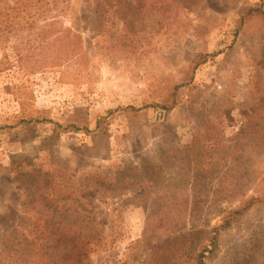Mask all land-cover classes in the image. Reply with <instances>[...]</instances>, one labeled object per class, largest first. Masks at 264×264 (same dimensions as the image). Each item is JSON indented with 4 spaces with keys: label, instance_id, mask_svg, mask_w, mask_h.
<instances>
[{
    "label": "rangeland",
    "instance_id": "374dc122",
    "mask_svg": "<svg viewBox=\"0 0 264 264\" xmlns=\"http://www.w3.org/2000/svg\"><path fill=\"white\" fill-rule=\"evenodd\" d=\"M200 259L264 264V0H0V264Z\"/></svg>",
    "mask_w": 264,
    "mask_h": 264
},
{
    "label": "trees",
    "instance_id": "16d2710c",
    "mask_svg": "<svg viewBox=\"0 0 264 264\" xmlns=\"http://www.w3.org/2000/svg\"><path fill=\"white\" fill-rule=\"evenodd\" d=\"M120 6H123V2H121V4H120ZM119 11V13L121 12V9H119L118 10ZM174 104L175 103H173V105L171 106V107H169V110H171L173 107H174ZM205 158V156H202V159H204ZM209 159H213V156H211V158H209ZM228 159H229V156H227V155H224L223 157H222V159H221V161L223 162V169L222 170H220V171H224V169L226 168V166H227V163H228ZM232 160H233V158H232ZM206 165V164H205ZM204 164H202V163H199V168H198V170H201V166H205ZM207 166V165H206ZM213 166H216L215 164H213V163H210L209 165H208V168H209V170H210V172H212V170H211V167H213ZM218 167V170H219V168L221 167V166H217ZM232 167H231V169L230 168H227V170H226V173H225V176H224V181L223 182H227L226 181V179L227 178H229V177H231V175H230V173H231V171H232ZM195 174H197V170H195ZM195 177H197V176H195ZM197 178H200V177H197ZM235 179V178H234ZM258 202H260V201H258V200H255L254 198L252 199H249V201H247L246 202V206H245V209H248V208H250V207H252V206H254L255 205V203H258ZM243 211L241 210V209H236V210H232L231 212H229L228 213V215H224L225 217H224V223H223V225L221 226L222 227V229H224V230H226V229H228V227L231 225V223H232V221H233V219H234V217L236 216V215H238V214H241ZM36 229L37 228H35L34 230H33V232H32V235L34 236V240L32 241V244H34V243H36V242H41V241H44V238H43V233H39V232H37L36 231ZM39 233V234H38ZM61 235V234H60ZM60 235H55L54 234V243H52V245H51V247H53V248H58L60 245H61V243H62V241H63V239L65 238L64 236L62 237V236H60ZM16 237V236H15ZM18 240V239H17ZM212 244H215V237H213L212 238ZM12 252H14L15 254H19V251H17L15 248H13L12 250H11ZM35 254H38V253H35ZM201 262H202V260L200 259V261H199V264H201Z\"/></svg>",
    "mask_w": 264,
    "mask_h": 264
}]
</instances>
